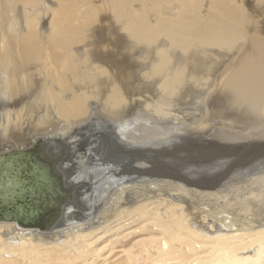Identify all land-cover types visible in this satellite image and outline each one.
Masks as SVG:
<instances>
[{"label": "bare ground", "instance_id": "1", "mask_svg": "<svg viewBox=\"0 0 264 264\" xmlns=\"http://www.w3.org/2000/svg\"><path fill=\"white\" fill-rule=\"evenodd\" d=\"M161 120L229 162L129 177L125 153L172 149L149 143ZM15 151L52 163L68 201L50 231L0 222V264H264V0H0V156Z\"/></svg>", "mask_w": 264, "mask_h": 264}, {"label": "rangeland", "instance_id": "2", "mask_svg": "<svg viewBox=\"0 0 264 264\" xmlns=\"http://www.w3.org/2000/svg\"><path fill=\"white\" fill-rule=\"evenodd\" d=\"M154 92L149 93V95L153 96V98L150 97V98H152L153 101L148 102V100H147V103H145L142 106V108L140 109V111H142V112L139 111L140 114L138 116H140V117H134V118H132V120H135V118H137L138 120L139 119L145 120V118H147L146 120H149L151 118L150 117L151 115L149 116L148 109L150 107L151 111H152V104L155 101H157L159 98V96H155V94L158 95L157 92H155V93ZM149 111H150V109H149ZM196 112H197V115H199L198 116L199 118H197V117L196 118L200 119V122L205 120V118H206L205 114H204V116H202V112H200V110H196ZM143 114H145L147 116H144ZM201 116H202V118H201ZM161 121H164V123L161 122V124L158 125V128L155 131L156 136L154 137L156 139L149 141V143L150 144H163L166 146H173V147H171L172 149L171 150H167V149L157 150V152L154 151V152H151L150 154H148L147 152L143 153L144 150L139 148L136 150H131L132 153L130 155L128 153H125L126 155L120 154V155H122L121 163H123L122 164L123 167L129 166L130 169L132 168V170H133L132 173H131V170H128L127 175L129 177L133 173H135L137 175H141V173H143L145 176H149V175H153V174H159V173H166L167 172L169 174H173V173L179 174V177L181 176V177H183L185 179H189V180H190V178H193V177L199 178V176H200V179H202V177H204V179H207V178L212 179L214 177V175L215 174L217 175L221 171L222 167L227 162H229L227 160V158H224V159L220 158L219 159V158H217L216 154H214L213 152H209L207 150L208 148L204 147L205 143L203 144V142H202L201 145L198 144L201 142V140H200V138H202L201 136H203V131H201L200 128H199V131H192V129L190 130V128H186V129L184 128L183 130L178 131V130H175L173 128H170V126H172V125H170L168 123L169 121H166V120H161ZM165 122L168 124V125H166L168 132L166 131V128H164V127H166L164 125ZM203 122L205 123V121H203ZM124 124H125V126H124L125 131H127V129H128V133L130 132L129 134H131L133 132H139V133L144 132V131H142L141 128L139 129L136 125H133L132 123H130V121L124 122ZM172 130H173V132H172ZM157 131H160V132L157 133ZM195 132H198L199 134H196ZM190 134L194 140H192ZM87 135L89 136V134H87ZM162 135H164V136L166 135V136L164 137ZM169 135H170V137H169ZM148 136H150V135H148ZM214 136H216V137H214ZM90 138H92V137H90ZM184 138H186V139H184ZM211 139L214 141H217L219 144L222 143L223 144L222 147H228L229 148L232 146V144L233 145L236 144V143L235 144L234 143H228L226 146V143L229 141V138L228 139L219 138L217 135H213V137H211ZM213 148L214 149H212V151L213 150L216 151L218 149V147H216L215 145ZM110 151H112V150L108 148L102 154V159H103L102 161L104 163H106L107 160L109 161L108 157L110 156ZM31 154H33V153H31V152H16L15 151L13 153H7L5 155L0 156V175H2V174H4V176L8 175L14 179L15 178L14 173H16V171H17V170L14 171V168H16L17 164H19L22 167L24 172H26L28 174L31 172H34L36 175L35 177L37 178V181L34 182L33 187H32V190H33L32 195L33 196L31 199L28 196L24 197V194H23L24 189H22V191H23L22 195H18V196L17 195H12V196L7 195V198L10 199L8 201H6V198L5 199L3 198L2 201L5 204L9 205V203H12L11 210H10L11 214L5 216L4 220H8V218H13L15 216V218L19 219V221H20L26 217V214H29L27 216L29 217V219H32L33 217L36 216L37 210H38V213H41L40 207L34 208V206H33L34 202L45 203L47 205L46 206L47 208L49 206L51 208L52 207L55 208V206H56L55 199L57 200L58 195H59V194H57L58 192H57L56 184L51 181V178L49 177L50 175H49L48 169L43 167L39 163L35 162V160H37V157L32 156ZM113 154L117 157L118 153L114 152ZM239 158L240 157L238 156L237 158L232 157V158H228V159H231L235 162V161H238ZM243 164L244 163H243L242 159H239L238 166H243ZM2 166L8 167V169L3 168ZM12 166H14L13 169H11ZM137 166H139L138 172H141L140 174L135 171ZM170 167L172 170L170 169ZM159 169H161V170H159ZM1 170H6V171L3 172ZM176 170H178V171H176ZM192 173H195L198 176L192 175ZM174 176L178 177V175H174ZM23 177H24V174L22 173L20 177L15 178L18 184L21 183L20 179ZM43 196H46L47 198L43 199ZM22 198L23 199L26 198V199H24L25 201H20V199H22ZM29 221H31V220H29ZM0 222H2V220ZM9 223H12V222H9Z\"/></svg>", "mask_w": 264, "mask_h": 264}, {"label": "water", "instance_id": "3", "mask_svg": "<svg viewBox=\"0 0 264 264\" xmlns=\"http://www.w3.org/2000/svg\"><path fill=\"white\" fill-rule=\"evenodd\" d=\"M40 154L38 153V155H39L38 158L44 159L42 157V155L40 156ZM3 168L8 169V167H3ZM46 168L49 171V175H50L49 177L51 178V181L56 184L57 192H58L57 194H59V193L62 194L61 197L58 196L57 200L55 199V201H56L55 208L50 207V208L46 209V206L43 208L42 204H38V203L34 202L33 203L34 208L40 207V210H41V213H38V210L36 212V216L39 215L41 217L39 220H36L34 222H29V220H31V219H29V217L27 216L29 214H26V217L23 218V220H21V222H19V219L15 218V216L13 218H8V220H4L5 219L4 217H0V221L2 220V221H6V222H12V223H15L17 225H20L21 227L36 229V230L41 231V232L50 231L56 225H58L60 223L61 210H62V207L65 205V203L68 201V197L66 195H64L65 191L62 188L60 176L55 172L52 163L49 162V164L46 166ZM1 171L5 172L6 170H1ZM22 189L25 190L26 188H21L19 186V184L17 183L15 178L13 179L11 176H8V175L4 176V174L0 175V197L2 200H3V198L4 199L6 198V201L10 200L9 198H7V195H11V196L12 195H17V196L22 195V192H23ZM27 194H28V192H27ZM25 220H28L26 225L22 224V223H25L24 222Z\"/></svg>", "mask_w": 264, "mask_h": 264}, {"label": "trees", "instance_id": "4", "mask_svg": "<svg viewBox=\"0 0 264 264\" xmlns=\"http://www.w3.org/2000/svg\"><path fill=\"white\" fill-rule=\"evenodd\" d=\"M13 167L14 166H12L11 169H13ZM15 170H17L16 173H14V175H15L14 177L15 178L16 177H20L22 173L24 174V177L20 179L21 183L19 184V186L21 188H26L24 190V192H23L24 197L28 196L31 199L32 196H33L32 195V191H33L32 190V187H33L34 182L37 181V178L35 177L36 176L35 173L34 172H31V173L28 174V173L24 172L23 169H22V167L19 164H17V167L14 168V171ZM27 192H28V194H27ZM24 199H26V198H24ZM24 199L22 198V199H20V201H25ZM11 206H12V203H9V205H7V204H5L2 201V199L0 197V217H5L7 215H10L11 214L10 213ZM27 222L28 221H25V223H27Z\"/></svg>", "mask_w": 264, "mask_h": 264}, {"label": "flooded vegetation", "instance_id": "5", "mask_svg": "<svg viewBox=\"0 0 264 264\" xmlns=\"http://www.w3.org/2000/svg\"><path fill=\"white\" fill-rule=\"evenodd\" d=\"M55 199V198H54ZM43 205V208L45 207V206H47L45 203L44 204H42ZM48 208H50V206L48 207ZM46 209H47V207H46ZM43 214V213H42ZM41 217L39 216V215H37L36 217H33L32 219H31V221H29V222H34V221H36V220H39Z\"/></svg>", "mask_w": 264, "mask_h": 264}]
</instances>
